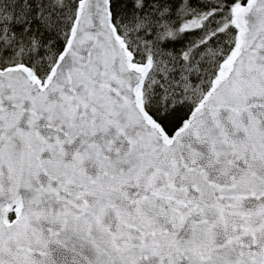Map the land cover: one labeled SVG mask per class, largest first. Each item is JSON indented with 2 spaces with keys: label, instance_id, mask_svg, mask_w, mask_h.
Here are the masks:
<instances>
[{
  "label": "snow or ice",
  "instance_id": "1",
  "mask_svg": "<svg viewBox=\"0 0 264 264\" xmlns=\"http://www.w3.org/2000/svg\"><path fill=\"white\" fill-rule=\"evenodd\" d=\"M0 264H264V0H0Z\"/></svg>",
  "mask_w": 264,
  "mask_h": 264
},
{
  "label": "trees",
  "instance_id": "2",
  "mask_svg": "<svg viewBox=\"0 0 264 264\" xmlns=\"http://www.w3.org/2000/svg\"><path fill=\"white\" fill-rule=\"evenodd\" d=\"M198 37H199V33L198 32H193L192 34L183 37L181 39V41L176 44V49L179 50L180 48L185 46L189 41L196 40V39H198Z\"/></svg>",
  "mask_w": 264,
  "mask_h": 264
}]
</instances>
